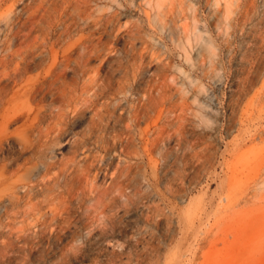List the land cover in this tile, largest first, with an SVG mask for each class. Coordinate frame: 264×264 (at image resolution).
Segmentation results:
<instances>
[{"label": "rangeland", "instance_id": "obj_1", "mask_svg": "<svg viewBox=\"0 0 264 264\" xmlns=\"http://www.w3.org/2000/svg\"><path fill=\"white\" fill-rule=\"evenodd\" d=\"M2 112L0 264H264V0H0Z\"/></svg>", "mask_w": 264, "mask_h": 264}, {"label": "bare ground", "instance_id": "obj_2", "mask_svg": "<svg viewBox=\"0 0 264 264\" xmlns=\"http://www.w3.org/2000/svg\"><path fill=\"white\" fill-rule=\"evenodd\" d=\"M26 56H28V55H26ZM21 60L25 61L24 57H21ZM24 69L25 68H23L22 70H24ZM19 72L21 73L20 70H19ZM49 86L51 87V84ZM11 94H12V97H14L17 94V92H13ZM27 94H25V97H27L29 95V94L28 95ZM12 97H10L6 100L7 103L11 102ZM38 118H39V110L36 109L34 115L31 116L28 114L26 116H23L20 119V121H22L21 127H24L26 125L34 127V125H35L34 122H36L38 120ZM14 122H17V119L15 117H13V114H11V113L10 114H4V112H2L0 114V133L6 132L8 125H10L11 123H14Z\"/></svg>", "mask_w": 264, "mask_h": 264}]
</instances>
